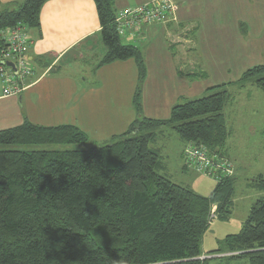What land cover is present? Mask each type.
Masks as SVG:
<instances>
[{"label":"trees","instance_id":"obj_1","mask_svg":"<svg viewBox=\"0 0 264 264\" xmlns=\"http://www.w3.org/2000/svg\"><path fill=\"white\" fill-rule=\"evenodd\" d=\"M46 1L27 0L17 10L0 13V50L3 30L19 24L27 30L40 27ZM114 1L94 0L106 48L99 67L134 60L143 81L142 53L124 43L127 36L119 35L116 23L120 12L135 8L118 12ZM181 48L187 57L196 53L180 43L170 46L174 55ZM188 68L180 76L195 78L196 67ZM252 79L264 92V66L245 73L244 80ZM223 88L175 105L168 119H138L104 147L88 146V136L73 126L25 122L0 131V147L51 146L32 152L0 150V264H114L121 258L128 264H209L199 260L202 243L215 218L230 219L236 178L220 167L212 193L200 196L160 173L162 157L152 146L159 130L171 128L189 146L217 163L224 161L231 135L224 112L233 97ZM140 93L135 98L138 112ZM67 145L81 148H52ZM252 183L264 190L263 175ZM214 254L264 264V198L252 207L242 230L208 255Z\"/></svg>","mask_w":264,"mask_h":264},{"label":"crops","instance_id":"obj_2","mask_svg":"<svg viewBox=\"0 0 264 264\" xmlns=\"http://www.w3.org/2000/svg\"><path fill=\"white\" fill-rule=\"evenodd\" d=\"M25 1L0 0V13L17 10ZM151 1L115 0L114 8L119 12ZM176 1L180 4L176 22L161 25L163 27L160 29L150 26L130 33L125 39L126 44L134 45V42L147 36L153 39L156 31L159 34L165 32L167 39L173 43L196 50L198 44L195 36L203 30L204 15L213 22H205L207 34L213 27L215 30L222 29L214 17L215 5L203 0ZM206 10L212 15L211 18ZM183 30L193 33L184 34ZM28 36L32 43L29 58L35 68L32 85L18 96L6 97L0 78V131L20 127L25 122L48 128L73 126L88 136L92 147H104L126 133L136 120L153 119L140 117L150 103L149 96H153V90L144 92L142 84L145 81L140 80L134 60L99 67L106 48L102 42L94 0H47L41 10L40 27L29 29ZM196 56L197 53H194L193 57H187L182 48L173 54V68L178 80L181 81L183 77L178 74L184 67L189 70L188 67H196ZM86 68L94 73L85 72ZM89 74L93 75V81L86 78ZM138 90L143 96L140 112L135 103ZM157 135L155 146L162 157L163 167L160 173L166 175L168 166L162 155L166 149L163 142L168 141L171 134L160 131ZM188 146L182 141L179 151V162H182L181 170L184 172L190 169L183 166L184 152Z\"/></svg>","mask_w":264,"mask_h":264},{"label":"rangeland","instance_id":"obj_3","mask_svg":"<svg viewBox=\"0 0 264 264\" xmlns=\"http://www.w3.org/2000/svg\"><path fill=\"white\" fill-rule=\"evenodd\" d=\"M203 2L215 5L214 17L222 29L215 30L213 27L207 34L205 22H213L204 15V25L201 23L203 30L195 36L197 44H200L195 50L197 53L195 78L180 76L182 77L180 81L175 76L174 50L170 49L173 42L167 39L165 32L159 34L155 31L153 39L146 35L145 39L133 43L140 49L145 66L143 90L146 93L153 90V96H149L150 103L140 117L168 119L175 105L205 98L219 91L210 89L223 85L222 90L232 95L233 101L224 112L226 125L231 133L226 142L225 161L229 162L228 177L236 178L232 214L230 219L221 221L216 219L213 213L215 219L204 237L201 249L204 255L199 260H210L209 264H250L247 259L229 260L228 257L236 254H208L222 248L228 235L238 234L247 221L252 207L258 200L264 198V190L253 187L254 183L252 184L254 178L264 175V92L256 86V79L244 80L247 71L264 66V0H203ZM205 12L208 14L207 10ZM161 25L163 24L155 27L160 29L163 27ZM183 33L188 34L186 30H183ZM123 41L126 43L125 39ZM183 51L187 52L185 48ZM84 71L94 73L89 68ZM86 78L94 80L90 74ZM169 95L174 97L171 98ZM142 97L140 96L141 106ZM163 131L171 134L168 141L163 142L166 149L162 155L168 166L166 176L174 183L189 187L200 196L208 197L216 187V178L199 171L196 173L192 168L188 169V172L181 170L179 151L182 141L171 128ZM89 143L88 146H92V143ZM48 147L51 146H1L0 150L32 152ZM52 148L65 150L81 147L67 145ZM184 163L185 160L183 166L186 165Z\"/></svg>","mask_w":264,"mask_h":264},{"label":"built area","instance_id":"obj_4","mask_svg":"<svg viewBox=\"0 0 264 264\" xmlns=\"http://www.w3.org/2000/svg\"><path fill=\"white\" fill-rule=\"evenodd\" d=\"M180 4L176 0H153L135 9L120 12L116 23L120 36H130V32L140 31L153 24L176 22ZM129 33V34H127ZM3 47L0 50V78L6 97L18 96L31 85L35 73L34 64L29 59L32 43L27 28L19 24L1 33ZM13 64L16 70L9 66ZM187 167L211 177H217L220 167L228 176L227 161H215L206 152L188 146L184 152Z\"/></svg>","mask_w":264,"mask_h":264},{"label":"clouds","instance_id":"obj_5","mask_svg":"<svg viewBox=\"0 0 264 264\" xmlns=\"http://www.w3.org/2000/svg\"><path fill=\"white\" fill-rule=\"evenodd\" d=\"M114 264H128V261L124 258L114 261Z\"/></svg>","mask_w":264,"mask_h":264},{"label":"water","instance_id":"obj_6","mask_svg":"<svg viewBox=\"0 0 264 264\" xmlns=\"http://www.w3.org/2000/svg\"><path fill=\"white\" fill-rule=\"evenodd\" d=\"M9 66L16 70V68H15V66L13 64H9ZM20 101H21V98H20Z\"/></svg>","mask_w":264,"mask_h":264}]
</instances>
